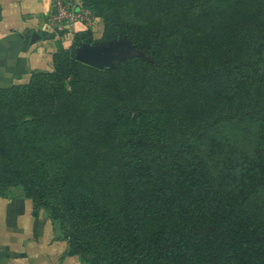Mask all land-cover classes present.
I'll list each match as a JSON object with an SVG mask.
<instances>
[{
    "label": "trees",
    "instance_id": "trees-1",
    "mask_svg": "<svg viewBox=\"0 0 264 264\" xmlns=\"http://www.w3.org/2000/svg\"><path fill=\"white\" fill-rule=\"evenodd\" d=\"M84 1L141 54L0 87V197L100 264H264V0Z\"/></svg>",
    "mask_w": 264,
    "mask_h": 264
},
{
    "label": "crops",
    "instance_id": "crops-1",
    "mask_svg": "<svg viewBox=\"0 0 264 264\" xmlns=\"http://www.w3.org/2000/svg\"><path fill=\"white\" fill-rule=\"evenodd\" d=\"M54 11V0H0V87L51 70L53 53L69 45L72 33L86 29L80 22L57 23ZM33 32L39 38L31 43ZM32 209L28 198H0V264H100L67 255L68 243L57 223L43 211L34 216Z\"/></svg>",
    "mask_w": 264,
    "mask_h": 264
},
{
    "label": "rangeland",
    "instance_id": "rangeland-1",
    "mask_svg": "<svg viewBox=\"0 0 264 264\" xmlns=\"http://www.w3.org/2000/svg\"><path fill=\"white\" fill-rule=\"evenodd\" d=\"M61 2V4H68L71 3L73 5L79 6L81 9H86L91 12V15L94 17L93 20L91 21L90 25H85L86 29L83 30L82 32L79 33H72L71 36H69V45L67 47H62L61 49H74L76 50L77 47L84 43H90V44H104L108 42L115 41L117 39H112L109 41L104 40V25H103V18L100 16H97L95 11L85 3L84 0H58ZM54 27V26H53ZM55 29L57 27L55 26ZM61 31L66 29L65 27H62ZM64 31H69L64 30ZM78 39V42L76 44L75 41ZM131 44V43H130ZM72 47V48H71ZM59 50V49H58ZM39 71H44V70H39ZM257 130V124L252 128V131H250L246 134L244 131H238L235 130L233 131V137L238 141L237 144L245 145L246 147H250V144L252 143V140L254 139L253 133L254 131ZM24 197L21 192V187H10L7 192H6V197L5 198H16V197ZM2 198V197H0ZM44 212V215L48 216V213L44 210H40ZM39 211V212H40ZM89 258H92L90 256H87Z\"/></svg>",
    "mask_w": 264,
    "mask_h": 264
},
{
    "label": "water",
    "instance_id": "water-1",
    "mask_svg": "<svg viewBox=\"0 0 264 264\" xmlns=\"http://www.w3.org/2000/svg\"><path fill=\"white\" fill-rule=\"evenodd\" d=\"M39 38L36 32L31 35L30 42H35ZM140 55V51H135V46L127 40L117 39L104 44L84 43L76 48L75 59L88 66L103 69L112 68L117 62L129 55Z\"/></svg>",
    "mask_w": 264,
    "mask_h": 264
},
{
    "label": "built area",
    "instance_id": "built-area-1",
    "mask_svg": "<svg viewBox=\"0 0 264 264\" xmlns=\"http://www.w3.org/2000/svg\"><path fill=\"white\" fill-rule=\"evenodd\" d=\"M54 7L53 17L59 24L73 25L74 23L80 22L85 25H90L94 18L90 11L81 9L79 6L71 3L61 4L60 1L54 0Z\"/></svg>",
    "mask_w": 264,
    "mask_h": 264
}]
</instances>
